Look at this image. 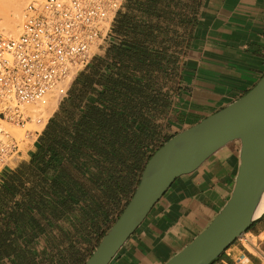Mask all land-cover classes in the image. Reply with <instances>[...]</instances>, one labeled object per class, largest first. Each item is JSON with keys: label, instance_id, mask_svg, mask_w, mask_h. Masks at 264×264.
<instances>
[{"label": "crops", "instance_id": "crops-1", "mask_svg": "<svg viewBox=\"0 0 264 264\" xmlns=\"http://www.w3.org/2000/svg\"><path fill=\"white\" fill-rule=\"evenodd\" d=\"M263 76L264 0H124L34 146L1 175L0 264H84L150 157ZM239 151L233 142L177 180L110 264H165L192 242L229 200ZM213 264H264V213Z\"/></svg>", "mask_w": 264, "mask_h": 264}, {"label": "water", "instance_id": "water-1", "mask_svg": "<svg viewBox=\"0 0 264 264\" xmlns=\"http://www.w3.org/2000/svg\"><path fill=\"white\" fill-rule=\"evenodd\" d=\"M233 142L240 144V151L229 200L165 263L213 264L259 218L264 197V76L243 97L176 134L150 157L128 205L84 264H110L177 180Z\"/></svg>", "mask_w": 264, "mask_h": 264}, {"label": "built area", "instance_id": "built-area-1", "mask_svg": "<svg viewBox=\"0 0 264 264\" xmlns=\"http://www.w3.org/2000/svg\"><path fill=\"white\" fill-rule=\"evenodd\" d=\"M123 3L29 0L22 34L10 38L0 31V178L23 151L5 124L24 127L31 118L22 107L47 105L54 89L59 100L67 96L75 75L107 40ZM44 122L38 118L36 123Z\"/></svg>", "mask_w": 264, "mask_h": 264}, {"label": "bare ground", "instance_id": "bare-ground-1", "mask_svg": "<svg viewBox=\"0 0 264 264\" xmlns=\"http://www.w3.org/2000/svg\"><path fill=\"white\" fill-rule=\"evenodd\" d=\"M28 3H29V0H0V31H1V33L4 36L7 35L10 38H13V37H18V36H20L22 34V27H23L25 12H26V8H27ZM23 6H25V9H24V11L22 13ZM21 19H23L22 20L23 23H21ZM7 36H5V37H7ZM53 95L56 96V97H59V94L57 92V89H54L51 92V94L49 96L48 104H49L50 99H51V97ZM47 105H39V104L25 105V106L22 107V110L26 113V115L31 116V115H29V112L28 111L32 112L34 108L35 109L36 108L39 109L41 107H46ZM35 109H34V112H33L35 118L40 117L39 113L37 115H35L36 114L35 113ZM49 109H50V107H49ZM37 119H36L35 122H37ZM28 122H30V121H28ZM31 123H33V122L31 121ZM36 124H34V126ZM7 125H9V123L5 124L6 127H7ZM16 126H18V125H16ZM36 126H38V125H36ZM19 127H22V126H19ZM24 127H22V128H24ZM16 133H20V130L17 129V132ZM263 213H264V197H263V201L261 203V206H260V208H259V210H258V212L256 214V218L257 217H260ZM254 243H255V240H253V242L248 241V239L245 240V245L248 248H250V245L249 244L254 245Z\"/></svg>", "mask_w": 264, "mask_h": 264}, {"label": "rangeland", "instance_id": "rangeland-1", "mask_svg": "<svg viewBox=\"0 0 264 264\" xmlns=\"http://www.w3.org/2000/svg\"><path fill=\"white\" fill-rule=\"evenodd\" d=\"M26 6V5H25ZM25 6H23L22 8V13L25 9ZM21 13V14H22ZM23 17V16H22ZM23 19H21V23ZM7 36V35H5ZM9 37V36H7ZM96 52H99L98 50H96ZM59 97H56V96H52L51 99H50V102L49 104L46 106V107H41V108H34L35 109V115H37L39 113L40 117L43 118L45 120L44 124L42 125H38L36 124V119L37 118H40V117H37L35 118L33 112H34V109L32 112L28 111L29 112V115H31V120L30 122H28L26 124V126L24 128L22 127H19V126H16L14 124H9L7 125V129L10 131V133L20 142H22V149H24V146L27 145V146H34V142L37 138V134L36 132L40 133V132H43L44 130V127H45V124L47 123L48 119L51 117V115L54 113L55 109H57L58 107V104H59ZM50 107V109H49ZM49 109V110H48ZM48 110V111H47ZM32 113V114H31ZM48 114V115H47ZM34 116V117H33ZM34 120V121H33ZM31 121L33 123H31ZM35 122V123H34ZM34 124L38 125V126H34ZM10 126V127H9ZM14 127V128H13ZM17 129L20 130V133H16L17 132ZM14 130V131H13ZM16 130V131H15ZM33 133V134H32ZM22 134V135H21ZM255 244V243H254ZM93 247L95 246V243L92 245ZM251 251L254 252L253 249H250ZM95 251V250H94ZM83 255L84 256H87V258L91 255V250L90 251H86V252H83ZM63 263V262H61Z\"/></svg>", "mask_w": 264, "mask_h": 264}, {"label": "trees", "instance_id": "trees-1", "mask_svg": "<svg viewBox=\"0 0 264 264\" xmlns=\"http://www.w3.org/2000/svg\"><path fill=\"white\" fill-rule=\"evenodd\" d=\"M54 161H55V158H53V159H49V161H48V164H54ZM129 203V202H128ZM128 203L126 204V206L128 205ZM126 208V207H125ZM7 254V253H6ZM7 256H9L8 254H7Z\"/></svg>", "mask_w": 264, "mask_h": 264}]
</instances>
